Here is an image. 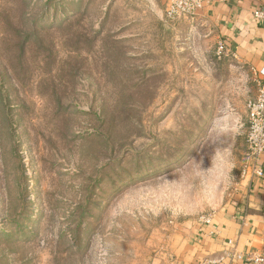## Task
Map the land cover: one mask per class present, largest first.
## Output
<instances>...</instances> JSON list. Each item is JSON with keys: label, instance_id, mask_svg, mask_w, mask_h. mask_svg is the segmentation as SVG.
<instances>
[{"label": "rangeland", "instance_id": "374dc122", "mask_svg": "<svg viewBox=\"0 0 264 264\" xmlns=\"http://www.w3.org/2000/svg\"><path fill=\"white\" fill-rule=\"evenodd\" d=\"M198 14L0 0V264H155L231 192L257 83Z\"/></svg>", "mask_w": 264, "mask_h": 264}, {"label": "crops", "instance_id": "0c3cea01", "mask_svg": "<svg viewBox=\"0 0 264 264\" xmlns=\"http://www.w3.org/2000/svg\"><path fill=\"white\" fill-rule=\"evenodd\" d=\"M255 11L264 15V0H207L194 19L200 33L226 43L232 62L264 81V20ZM258 163L261 176L240 180L236 171L209 222L178 225L167 256L155 264H264V157Z\"/></svg>", "mask_w": 264, "mask_h": 264}, {"label": "built area", "instance_id": "2783aa9c", "mask_svg": "<svg viewBox=\"0 0 264 264\" xmlns=\"http://www.w3.org/2000/svg\"><path fill=\"white\" fill-rule=\"evenodd\" d=\"M207 3V0H165V15L169 20H177L186 16L198 14ZM254 17L264 20L260 11L254 12ZM226 43L217 42V54L228 55ZM258 74L264 76V67ZM257 88L254 97L246 105V134H245V160L239 171L240 180L261 176L263 169L258 163L264 157V81L255 77ZM202 221V220H201ZM209 222L208 217L203 219ZM262 261V259H256Z\"/></svg>", "mask_w": 264, "mask_h": 264}, {"label": "trees", "instance_id": "16d2710c", "mask_svg": "<svg viewBox=\"0 0 264 264\" xmlns=\"http://www.w3.org/2000/svg\"><path fill=\"white\" fill-rule=\"evenodd\" d=\"M24 48V46H22Z\"/></svg>", "mask_w": 264, "mask_h": 264}]
</instances>
